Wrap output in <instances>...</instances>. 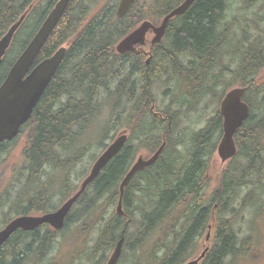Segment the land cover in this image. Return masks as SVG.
Instances as JSON below:
<instances>
[{
    "label": "trees",
    "instance_id": "16d2710c",
    "mask_svg": "<svg viewBox=\"0 0 264 264\" xmlns=\"http://www.w3.org/2000/svg\"><path fill=\"white\" fill-rule=\"evenodd\" d=\"M57 1L0 0V39L32 6L2 61L0 84ZM118 1L71 0L43 45L36 63L50 57L58 48L69 42L67 53L33 109L31 118L23 127L30 128L31 132L28 163H32L35 174L31 173L30 176L38 175L36 171H39L41 165L54 162L53 154L57 150V145L64 147L65 151L72 145L71 141L76 134L77 139L83 136L88 128L87 124L99 112L101 105L98 99L102 92L107 99L114 102L113 110L117 111L118 115L128 114L130 117L131 113L127 142L77 200L67 215L61 231L56 232L45 225L32 232L15 231L0 249V264H27V261L36 264L37 261H44L50 255L59 234L64 241L68 238L74 243L79 240L80 232L94 234V238L91 240V246H88V243L83 245L72 259L75 260L78 254V260L80 261L82 257L87 264H105L127 220L129 223L124 232L122 254L118 264L123 261L127 252L135 254L158 230H168L166 236L173 235V240L168 245L160 246V256L156 255L158 250H155L159 247L155 246L159 242H154V247L151 246L152 263L185 264L191 252L195 251L196 247L199 249L198 240L211 225L214 210V235L201 264H225L227 258H234L237 255L238 227L235 222H240L238 220L240 213L244 212L247 206V198L237 200V192L250 182L252 176L247 175L251 173L256 175L264 171V81H262L264 48L256 50L252 45L243 46L252 51L244 50L246 53H243L241 74L238 77L239 86L246 89L243 101L249 106L250 116L234 136L238 147L234 160L240 158L246 165L228 170L229 174L235 172L240 176H216L220 179L219 183L217 182L218 185L216 183L217 187L212 195L206 198L203 190L206 186L205 154L202 150L208 143L213 142L217 133H221L222 119L219 112L217 111L207 122V126L196 134L194 142L198 144L197 152L190 151L184 168L176 170L172 164L176 158L170 160L167 156V150L182 144L178 141L172 145L171 135L177 124L176 114L165 110L158 112L157 118L149 117L151 102L154 101L149 89L160 77L182 76L184 82L193 86L191 92L184 89V96L190 97L199 105L203 102L204 97H199L198 92L203 86L204 73L200 72L196 76L194 72L197 69L202 70V63L205 62L204 71L205 73L209 71L214 64L212 57L216 51L221 53L224 37L218 36L215 29L217 20L224 11L226 0H195L182 16L169 23L165 34L167 43L166 45L165 42L161 43L153 48V56L148 66H145L144 57L141 55L116 54L114 50L116 44L145 20L157 25L159 21L156 22L152 17L158 16L160 20L184 0H154L153 4H140L137 0L124 16L116 18L115 9ZM94 11L96 14L91 15ZM247 41L248 38L242 39V43ZM19 43L21 44L19 52L9 62L8 59ZM238 43H241L240 40ZM141 77L144 78L142 82ZM219 83L222 84L220 80L217 84L214 83V88ZM195 89L196 92L193 93ZM226 92L223 91L220 100ZM63 95L69 100L65 105L58 106ZM177 95L182 97L181 91L178 90ZM203 95L215 97L214 89H208ZM258 96L262 107L259 105L261 108L256 109L259 114H254L255 108L252 103ZM191 103L189 100L185 105ZM189 111L191 110L186 109V112ZM134 141L138 142V147L142 148L140 150L149 154H153L162 141L166 143V147L156 162L136 174L124 189L122 209L125 216H117L113 211L112 216L106 217L107 210L102 212V209L114 207L115 210L119 185L137 153ZM215 145L214 143L211 147L212 150L215 149ZM179 159L183 160L182 157ZM65 173V176H69L68 172ZM67 181L68 178L66 183ZM138 181L145 186L137 187L135 184ZM64 188V192L55 191L62 194L63 202L77 190L68 186ZM137 193L143 194L144 197L148 194L151 198L145 203L146 209L140 211L139 220L134 217ZM35 194L37 195L34 199L35 204L23 212L14 209L15 216L27 215L30 210L40 214L55 209V206L50 205L51 196L40 193L45 197L42 201L41 196ZM98 202L100 215L97 214ZM178 217L181 221L175 234L174 223ZM81 220L84 222L82 227L73 226ZM71 241L68 243L72 244ZM30 256L33 257L31 260ZM142 263L143 261H137L132 264Z\"/></svg>",
    "mask_w": 264,
    "mask_h": 264
},
{
    "label": "rangeland",
    "instance_id": "374dc122",
    "mask_svg": "<svg viewBox=\"0 0 264 264\" xmlns=\"http://www.w3.org/2000/svg\"><path fill=\"white\" fill-rule=\"evenodd\" d=\"M244 1L245 0H226L227 16L233 14V16L237 17L238 14L245 12L240 9L244 7ZM138 2L140 4H153L154 0H138ZM95 14L96 11H94L91 15ZM243 17L244 14L240 15L236 19L237 25L239 24V20ZM152 18L156 22L159 21L158 16ZM232 22L234 23V21ZM235 27L237 26H233V28ZM247 32H250L251 34L253 33L251 28L248 29ZM232 33L233 31L230 32V34ZM224 38V44H226V48L223 47L220 50L221 53L216 51L215 55L212 57V60H214V64L212 65L211 69L203 75L204 88L202 86V88H200V91L198 92L199 97H204L202 99L203 102L200 105L194 103V101H192L190 97L184 96V89L186 91L188 89L191 92L193 86L190 83L184 82V77L182 78V76L174 75L173 77L169 78L160 77L156 79L150 86L149 91L153 96L155 111L164 112L165 110H169L171 114H176L177 124L173 135H171L172 145H175L178 141L182 142V144L178 146H172L169 150H167V156H169L170 160L172 158H176V160L172 163L174 165V169L176 170H180L181 167L182 169L184 168L185 163L188 161L187 156L189 155L190 151L191 153H195V151L197 152L196 149L198 148V144L194 142V138L196 134H198L207 126V122L212 118V116L217 113L219 108L220 97L223 91L226 92L228 90L240 87V80L238 79V76L241 74V61L243 58V53L246 52H244L245 49L243 48L235 47L236 45L231 42L233 37H230L229 33L228 36L225 35ZM167 40L168 39H166L165 41V45L167 43ZM233 40L236 42L240 40L241 44H246L248 46L249 44L255 42V36L251 35L250 38L248 37V41L245 43H242L240 35H237ZM20 46L21 44L19 43L18 46L14 48L12 56L8 59L9 62H11L12 59L16 57L17 53L20 50ZM263 72H261V78ZM218 80H220L222 84L219 83L218 86H215L214 88L213 84H217ZM113 87L114 86L112 85L111 88ZM208 89H214L215 97L203 95V93L208 91ZM178 90L179 92L181 91L182 97H179V95H177ZM195 92L196 89L193 90V93ZM173 93H175L176 95H174ZM195 96L197 95L195 94ZM107 98L108 97L105 96L103 92L99 95L98 100L101 105L99 112L93 119H91V123L89 124L83 136L76 140L80 142H75L70 146V148H67L65 150L66 163L64 169L65 172H68L69 176H67V183L65 182L66 180L64 182L65 186H68V188L70 189L72 187L73 190L76 189L81 179L89 171V168L94 162V160L104 150V146L109 145L112 142V139L116 137L118 133H121L124 128H127V126L129 125V122L131 120V114L130 117H128V114L122 116L118 115V112L113 110L114 102L112 100L110 101ZM181 98H183V100ZM185 98L186 101L184 102ZM259 98L260 97L258 96V99H255L254 103H252L253 107L255 108L253 110L254 114H259V111H257L256 109L259 110L262 107L261 103L259 102ZM176 99L181 100L183 102H178ZM189 100H191L192 103L189 105H185V103ZM259 105L261 107H259ZM186 109H190L191 111L186 112ZM148 116L151 117L150 114ZM219 139L220 134L217 133L214 136L213 142L208 143L206 145V148L204 149L205 151L202 150V152H204L205 154V172H208L209 174L206 178V186L203 188L204 195L206 198H209L212 195L213 190L217 187V185L214 183L215 177L212 176V173L215 174L217 171H219L217 170V167L219 166L220 161L218 160L216 153H214V149L212 150L211 147L214 143L217 145ZM135 142L136 141H134L133 144L136 145L137 152L142 148L138 147V142H136V144ZM20 147H23V145H20ZM200 154L201 152H199V155ZM75 157L78 158V160L75 159ZM179 157H182L183 160H180ZM199 157H201V155ZM230 165L231 167L237 166L238 168H241L242 165H246V162H244L240 158H237L236 160H233V162L229 165H225L224 169L227 170ZM47 172L50 174L51 170ZM61 175L62 172H55L52 176H48L43 181H41L46 182L48 184L49 188L47 191V196H51L50 205L51 207L55 206V209L60 207L63 202L61 196L62 194H57L58 192L56 185L59 183V180H64L63 176ZM7 176H3L1 178V186L3 185V187H6V189L9 187V185L7 184L10 182V176ZM48 180L51 183H49ZM249 180L250 182L248 183V185L240 188L237 192V200L242 201L244 198H247V206L244 208V212L240 213V217L238 218L240 222H235V225L238 227V252L234 258H227L225 260V264H264V171L256 173V176H252ZM135 185L137 187L145 186V184L139 181ZM33 188L34 184L30 185L29 188H27L29 190V193H26L21 189L18 190V195L20 196L23 202L35 199L37 195L35 193L32 194L31 191L33 190ZM55 191L57 193H55ZM149 199L151 198L148 197V194H145L144 197L143 194L137 193V198L134 202V217L136 220H139L141 218L140 211L142 209H146L144 208V206ZM99 206L100 202H98L97 208L98 215H100ZM104 210H107L106 217H108V215L112 216L114 207H110L108 209H106L105 207L102 209V212ZM13 217H15L14 207L11 210V205L6 207L3 206V208L0 210V230L5 226V223H3V221H9ZM180 221L181 219L179 217L175 219V225L173 230L175 234H177V229L179 227ZM83 223L81 220L73 226L80 228L83 226ZM210 230L211 229H209L208 232H210ZM132 231H134V229ZM168 232V230L156 231V233L153 234L148 239V241L145 242V244L141 246L140 249H138L135 254L127 252L125 258L119 264H132L133 262L137 261H143V263L145 264H153V261H151V246L153 245L154 247L155 241L159 242L155 245L159 246L155 250H158V252H156V255L160 256V246L162 247V245H168L173 240V235L171 237L166 236ZM213 233L214 230H212V236ZM78 236L79 240L73 243L68 238H66V241H64L62 239L61 234H59L55 240V244L51 250L50 255H48L44 261H37L36 264H78L79 262H81L82 264H87V262L83 260L82 257L80 261L78 260V254L75 260H73L72 257L86 243H88V246H91V240H93L94 234L80 232L78 233ZM206 236L207 233L204 232L202 237L198 240L199 248L202 247L200 251H202L206 247V245H208V242L205 241L207 240ZM70 241L72 242V244L68 243ZM160 243L162 244L160 245ZM197 249L198 247H196L195 251L191 252V255L188 259H190L196 254ZM29 258L31 260L33 257L30 256ZM26 263L35 264L32 261H27Z\"/></svg>",
    "mask_w": 264,
    "mask_h": 264
},
{
    "label": "water",
    "instance_id": "95a60500",
    "mask_svg": "<svg viewBox=\"0 0 264 264\" xmlns=\"http://www.w3.org/2000/svg\"><path fill=\"white\" fill-rule=\"evenodd\" d=\"M136 0H119L115 16L121 18L128 8ZM195 0H184L178 7L168 12L158 26H153L149 21H144L133 31L124 36L115 46V52L123 55L127 52H135V46L143 47L146 39L150 45H157L165 35L169 21L183 15ZM71 0H58L51 11L45 17L43 23L34 34L28 45L21 52L7 76L0 85V142L13 139L19 128L28 120L33 109L38 104L47 86L51 83L56 71L61 65L69 42L58 48L52 56L46 58L38 64H34L43 45L58 24L62 15L66 11ZM30 6L19 19L8 29L6 34L0 39V66L2 60L10 47L16 31L24 22L26 15L31 10ZM150 32V35H149ZM149 58L146 60V65ZM245 93L244 88H234L226 93L219 106V113L222 117V137L217 146V155L222 163L233 158L236 154L233 136L248 118L249 108L242 101ZM127 140L126 132L122 131L113 142L100 154L91 166L87 176L79 184L77 191L66 200L55 212L47 213L35 217H18L10 221L0 231V248L6 243L11 235L17 231L32 232L42 225H48L55 231L64 227L65 218L71 208L81 197L87 187L100 174L102 169L122 150ZM165 143L149 158L144 160L141 153L123 177L118 191L119 198L115 207L117 216H125L122 209V198L124 189L128 186L132 178L153 165L161 154ZM129 220L124 224L120 239L110 253L105 264H117L124 243V232ZM207 249L200 251L194 258L185 264H200L207 253Z\"/></svg>",
    "mask_w": 264,
    "mask_h": 264
},
{
    "label": "flooded vegetation",
    "instance_id": "af4514ba",
    "mask_svg": "<svg viewBox=\"0 0 264 264\" xmlns=\"http://www.w3.org/2000/svg\"><path fill=\"white\" fill-rule=\"evenodd\" d=\"M226 2H225V7H224V11L222 13V16L217 20L216 23V29H215V33L218 36H229L233 37V39L237 36L240 35V38H250L251 35L255 36V42L249 44L248 46H253L254 49L259 50L260 48H264V0H245L244 1V7L240 8L241 10L245 11L241 14H238L237 17L233 16V14L227 16L226 14ZM247 12V14H246ZM244 14V17L242 19L239 20V24L237 25V18ZM234 21V23L232 21ZM233 26H237L235 28H233ZM252 29L253 33L251 34L250 32H247L248 29ZM233 31L232 34H230V32ZM232 39V43H234L237 48H243V46L245 44H241L238 43L236 41H234ZM225 42V38H223V43ZM226 48V44H224V46ZM243 49H249L250 51H252L250 48H243ZM253 49V48H252ZM240 51V50H238ZM147 53V51H146ZM149 55L151 56L150 52L148 51ZM153 53V51H152ZM135 55H141V57H145V53L143 52H138L137 54L134 53ZM153 56V54H152ZM206 64L202 63V70L197 69L194 73L197 74L196 76L199 75L200 72H203L205 74L204 68H206V66H204ZM208 72V71H207ZM239 77V76H238ZM239 79V78H238ZM144 81V78L141 77V82ZM150 82V81H149ZM197 81L195 80V83ZM69 98L66 97L65 95H63L61 97L60 100V105L58 106H63L66 104V101H68ZM58 110V108H56V111ZM250 116V115H249ZM31 118V117H30ZM29 118V119H30ZM29 121V120H28ZM27 121V122H28ZM24 125H22L18 132L17 135L11 139V140H6V141H2L0 142V210L6 206L11 205V207L13 206L15 210H20V211H24V210H28V208H31V206L34 203V199L30 200V201H22L20 196L18 195V190L21 189L26 193H29V190L27 188H29L30 185L34 184V188L31 191L32 194L37 193L39 196H41L42 201H44V195H47V191H48V184L46 182H41L43 181L45 178H47L48 176H52L55 172H62L63 178L64 180H59V183L56 184L57 186H61L62 188L65 187V151H64V147L62 146H58L57 145V150L54 152L53 155L54 156V162L50 163L47 162L43 165L40 166L39 171H36L38 175L36 176H30L31 173L35 174V169L32 168V163H28V159H29V141H30V128H25L23 127ZM77 129V127L75 128ZM236 134V133H235ZM235 136V135H234ZM77 134L75 135V138L71 141L72 144H74L75 142H77ZM234 144L236 147V151L238 152V147L237 144L235 143L234 140ZM20 145H23V147H20ZM216 150V147L214 149V152ZM236 157V156H235ZM232 158L231 160L226 161L225 163H220L219 166L217 167V171L215 174L212 173V176L215 177V184L220 180L219 177L218 179L216 178V176H240L238 173H228L229 169L232 168H236L237 166H233L231 167V165L229 166V168L226 170L224 169L225 165H229L230 163L233 162V160L235 159ZM51 173L49 174L47 171H50ZM206 170V169H205ZM215 171V169H214ZM10 176V182L7 184L9 185V187L6 189V187L4 188L3 185L1 186V178L3 176ZM208 172H204V176H206V178L208 177ZM247 176H256L255 174L251 173ZM8 177V176H7ZM41 182V183H40ZM49 183H51L48 180ZM217 183V185H218ZM63 191V190H62ZM41 193V194H40ZM48 199V197H47ZM42 204V203H41ZM40 205V204H38ZM43 205V204H42ZM41 206V205H40ZM55 210V209H54ZM53 211V210H52ZM48 212H51V210H48ZM43 213L37 214L34 213L33 210L29 211V214L27 215H20V216H39L42 215ZM20 216H15L16 217H20ZM13 219V218H12ZM10 219L9 222L12 220ZM8 221V220H7ZM6 220L3 221V223H5L4 225L6 226L9 222H7ZM4 226V227H5ZM212 233V231H211ZM209 235L208 241L211 243L213 236ZM7 242V241H6ZM6 244V243H5ZM5 244L1 247V249L5 246ZM209 245V244H208Z\"/></svg>",
    "mask_w": 264,
    "mask_h": 264
}]
</instances>
